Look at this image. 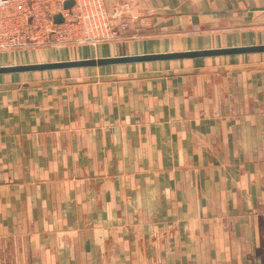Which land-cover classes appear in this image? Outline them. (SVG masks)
Instances as JSON below:
<instances>
[{"label": "crops", "instance_id": "obj_1", "mask_svg": "<svg viewBox=\"0 0 264 264\" xmlns=\"http://www.w3.org/2000/svg\"><path fill=\"white\" fill-rule=\"evenodd\" d=\"M114 1L146 34L75 59L264 43L210 32L264 0ZM0 264H264V53L0 74Z\"/></svg>", "mask_w": 264, "mask_h": 264}, {"label": "built area", "instance_id": "obj_2", "mask_svg": "<svg viewBox=\"0 0 264 264\" xmlns=\"http://www.w3.org/2000/svg\"><path fill=\"white\" fill-rule=\"evenodd\" d=\"M65 1L0 0V49L108 41L123 38L131 25L128 13L122 11L132 9L128 2H114L107 10L103 0H73L69 8ZM57 13L63 22L54 20Z\"/></svg>", "mask_w": 264, "mask_h": 264}, {"label": "water", "instance_id": "obj_3", "mask_svg": "<svg viewBox=\"0 0 264 264\" xmlns=\"http://www.w3.org/2000/svg\"><path fill=\"white\" fill-rule=\"evenodd\" d=\"M73 0L65 1V7H71ZM260 9H264L261 7ZM54 20L56 22H63L64 18L61 14H55ZM251 53H264V43L251 44V45H237L227 47L148 53V54H133L121 56H109L98 58H81L69 59L60 61H47L23 64H10L0 65V74L10 73H25L35 71H46L54 69H72L95 67L105 65L129 64L138 62H152V61H166V60H179V59H193L202 57H220L231 56Z\"/></svg>", "mask_w": 264, "mask_h": 264}, {"label": "rangeland", "instance_id": "obj_4", "mask_svg": "<svg viewBox=\"0 0 264 264\" xmlns=\"http://www.w3.org/2000/svg\"><path fill=\"white\" fill-rule=\"evenodd\" d=\"M114 2H117L119 4H122V3H125V2H128L129 4L131 5H135V2L133 1H123V2H119V1H114ZM113 2V3H114ZM113 6V4H112ZM261 7H256L254 8V10H264V9H260ZM107 10H111V9H108L106 8ZM122 11H124V13H128V18L130 20V27L125 31L124 33V37L123 38H116V39H113V40H108V41H100V42H86V43H77L75 41H69V42H66V43H59V42H54V43H51V44H48V45H35V44H32V45H29V46H26V47H22V48H14V49H7V50H4V49H0V55L2 54V57L0 56V63H5V60H4V52H14V51H28V52H37L38 49L40 48H45V47H48V48H54V49H63V51L60 52L57 51L56 53V59L59 60V59H75V58H78V57H81V56H85V55H89V54H93V53H104V51L100 50L99 48L100 47H103L105 45H109L111 43H118V42H122V41H125L127 39H136V38H140L142 37V35H145L146 33H140L138 31H135L137 29V26H132V23H134V20L136 19L135 17L136 16H132L130 15V13L132 14V12H134V7H132V9L128 12V9L126 8H123ZM144 16H141L140 18H142ZM260 18L256 19L255 17H253L252 19H248V20H241L238 24H236L235 26H238V27H235V28H232V29H227L226 27H223V28H218V29H210V32L212 30H215V31H222L224 30L223 32H217L216 34L218 35H221L224 37V39H227V34L228 35H231V39L227 40V42H222V44H237L239 39L235 38L233 32L234 31H240L244 34H247V37L246 38H243L242 40H257L259 38H262L264 39V16L262 17V15H259ZM138 19L139 20V23L141 25H144L142 27H147L148 25H146V20L147 18L144 17L145 20H141V19ZM130 29H134L133 32H131ZM192 31L194 32H208V30L202 28L201 26H198L196 24L193 25V27L191 28ZM228 31V33H227ZM230 32V33H229ZM229 37V36H228ZM68 48V50H67ZM98 48V49H97ZM90 49L92 51H90ZM69 51V52H65V51ZM66 54H65V53ZM20 56L21 55H18V59L20 60ZM2 58V59H1ZM43 58V57H41ZM43 60V59H42ZM45 60V59H44ZM11 61H14V58L11 60Z\"/></svg>", "mask_w": 264, "mask_h": 264}]
</instances>
